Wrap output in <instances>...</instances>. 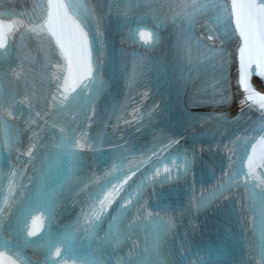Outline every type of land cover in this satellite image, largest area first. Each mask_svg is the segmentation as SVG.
<instances>
[{
  "label": "snow or ice",
  "instance_id": "snow-or-ice-1",
  "mask_svg": "<svg viewBox=\"0 0 264 264\" xmlns=\"http://www.w3.org/2000/svg\"><path fill=\"white\" fill-rule=\"evenodd\" d=\"M127 2L135 4L137 0H127ZM139 2L142 5H149L153 3V0H139ZM168 2L171 4L174 3L175 0H168ZM195 2L196 0H190L189 6L194 5ZM48 8V20L46 25H38L36 28H27L23 24V21L20 20H13L11 23H5L4 20L0 18V49H5L9 46L10 38L15 34L18 28H24L25 31L38 33L39 31H43L46 27L47 32L55 38L56 44L59 46L64 59L67 61L68 75L63 77V83H60V77H57L55 73L52 77V82L55 85V92L52 95V104L53 106H63L64 102L68 100L69 90L75 91L77 87H80V83L85 77L92 76L93 68L90 59L91 51L89 49L88 33L84 30V28L89 25V14L82 10L83 6H81V9L72 6V15L69 16L65 5L62 2L53 3V0H48ZM56 9L62 10V12H57L55 11ZM196 11H199V9H196ZM149 12H153V28L148 32L140 31L139 35L140 38L144 40L145 44L154 47L160 40L158 30L167 22V19L163 16L157 18L152 9H149ZM231 12L236 18V26L242 38V45L239 49L240 69L238 84L246 95L241 99L240 104L242 106L247 105L251 107V105H248V101L255 102L256 98H258L260 102L259 107L264 109V95L255 92L253 86L249 83L250 77L253 74L260 75L264 78V0H232ZM174 17L175 14L173 15V18ZM182 18H186L184 27L191 30V27L194 26V12L184 11ZM21 35H23V33H21ZM185 36H187V33H185ZM208 39H213L211 32H209ZM175 55H183L179 45L177 46ZM201 55H205V53H201ZM253 64H255L258 69L255 73L252 71ZM222 81L223 73L221 72L216 78L215 83L211 85L215 93L213 102L217 104H222L228 99L227 96L224 95ZM85 87H87V85H85ZM15 102V99H13V103ZM19 103L27 106L29 113L33 111V105L27 96L24 100L19 101ZM4 111V103L2 99H0V123L4 120ZM18 112L19 109L17 108L15 111H8L7 115L12 117ZM35 115L42 119L43 115H47V113L42 114L41 112H36ZM31 123L37 124L39 127L35 118L31 120ZM35 135L34 133V137ZM73 143H75L77 147H83V145L79 144V141H75L73 138H66L64 136L60 138L61 146L71 147ZM258 143H264V141H258ZM0 147H8V144L0 141ZM35 147L36 145L34 143L30 144L24 155L31 157ZM253 151H255V148ZM69 155L75 157L76 153L70 152ZM176 159H183L185 164L189 163L187 157L178 155ZM252 159L253 158L249 156L250 162ZM165 171L168 172L169 170L165 169ZM15 175L16 173L13 172L12 176ZM157 175H159V172H157ZM247 175L249 178L255 176L257 180H260V183L264 184V179H261L260 176L255 174L251 163ZM172 178L170 173L168 179ZM236 178H238V174L233 173L232 176L229 177V181L225 182V185L230 184L231 181ZM225 185H222V188ZM111 198H114L113 194L109 193L108 196L105 197V200L100 201L101 211L105 210V201H107L108 204L111 203ZM99 219L100 215L97 213L95 220ZM116 221L117 217H113V223L109 231L105 233L104 242L118 246L129 233L127 231L124 233H117L114 231L116 229ZM92 227H96L95 222H93ZM132 227H135V224H133ZM165 227H167V225H165ZM33 234L34 233H29V235ZM49 247L51 248L52 245H49ZM55 255L58 257L61 256L60 248H56ZM9 264H13V262H9ZM56 264H59V262H56ZM137 264H146V262L140 260L137 261ZM199 264H203V261L199 262ZM260 264H264V252L261 253Z\"/></svg>",
  "mask_w": 264,
  "mask_h": 264
}]
</instances>
